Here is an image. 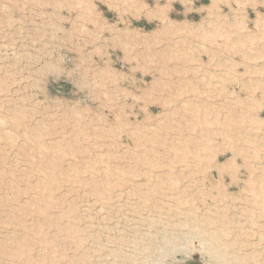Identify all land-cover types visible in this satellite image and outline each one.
Masks as SVG:
<instances>
[{"label":"rangeland","instance_id":"obj_1","mask_svg":"<svg viewBox=\"0 0 264 264\" xmlns=\"http://www.w3.org/2000/svg\"><path fill=\"white\" fill-rule=\"evenodd\" d=\"M0 264H264V0H0Z\"/></svg>","mask_w":264,"mask_h":264}]
</instances>
